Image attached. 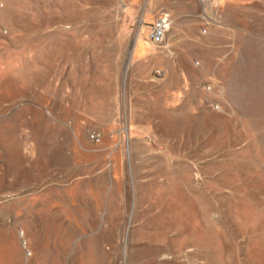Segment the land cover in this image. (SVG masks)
I'll return each mask as SVG.
<instances>
[{"label":"rangeland","instance_id":"374dc122","mask_svg":"<svg viewBox=\"0 0 264 264\" xmlns=\"http://www.w3.org/2000/svg\"><path fill=\"white\" fill-rule=\"evenodd\" d=\"M237 3L0 0L7 264H264V0Z\"/></svg>","mask_w":264,"mask_h":264},{"label":"built area","instance_id":"2783aa9c","mask_svg":"<svg viewBox=\"0 0 264 264\" xmlns=\"http://www.w3.org/2000/svg\"><path fill=\"white\" fill-rule=\"evenodd\" d=\"M205 24H210L214 20L213 18L203 15L201 16ZM170 27V19L169 15L167 13H161L159 17H157L153 23L150 25L146 39L148 43L153 47H160L163 45L166 33ZM205 29V28H204ZM203 29V33L206 31ZM163 77V71L160 69H154L152 71L151 80H158ZM209 88V87H207ZM215 108H218V106L215 104ZM90 138L95 141H100V135L99 133L93 132L90 134Z\"/></svg>","mask_w":264,"mask_h":264},{"label":"crops","instance_id":"0c3cea01","mask_svg":"<svg viewBox=\"0 0 264 264\" xmlns=\"http://www.w3.org/2000/svg\"><path fill=\"white\" fill-rule=\"evenodd\" d=\"M231 2H233V4L234 5H238V0H231ZM235 6V7H236ZM206 32V31H205ZM7 257H8V254H6L5 252L4 253H2L1 255H0V264H7ZM17 259V263H15V264H22V261H21V257H20V255L19 256H17L16 257Z\"/></svg>","mask_w":264,"mask_h":264}]
</instances>
